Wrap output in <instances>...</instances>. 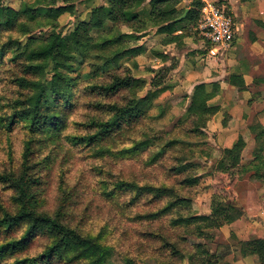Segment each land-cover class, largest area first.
I'll use <instances>...</instances> for the list:
<instances>
[{
	"label": "trees",
	"instance_id": "16d2710c",
	"mask_svg": "<svg viewBox=\"0 0 264 264\" xmlns=\"http://www.w3.org/2000/svg\"><path fill=\"white\" fill-rule=\"evenodd\" d=\"M59 1L60 5L58 0H18L16 8L0 5V136L9 137L15 130L24 136L18 167L0 172V187L9 193L7 206L0 200V264H115L113 249L106 245V227L91 231L72 223L77 193L63 180L64 176L54 208H46L43 177L56 160L55 150L65 143L93 160L108 155L134 158L152 150V165L170 150L188 145V137L203 140L207 124L219 112V107L210 102L219 94L220 85L196 84L189 97L172 100V104L185 100L188 104L178 124L182 133L171 138L155 130L154 123L165 115L157 100L170 90L163 82L175 67H164L147 82L132 74L137 69L135 62L132 68L120 65L122 59L140 54L135 43L150 28L155 29L161 46L180 47L185 39L196 35L202 0H192L187 7L182 6L183 0H106L104 5L91 7L66 35L59 31L32 36L40 29H57L59 18L75 15L76 3L86 0ZM147 2L148 12L140 15L139 10ZM186 9L185 18L173 22ZM122 28L128 33H120ZM98 31L102 33L94 37ZM151 53L167 61L164 54L155 50ZM84 65L92 76L103 78L89 82L73 78ZM225 82L238 92L246 91L242 75L231 74ZM11 87L12 94L4 97ZM84 96L93 100L84 103ZM81 103L88 113L81 120L72 119ZM222 126H226L225 121ZM247 129L254 142L251 160L242 164L246 144L241 137L221 151L214 165L208 215L183 212L190 205L183 195L185 187L112 178L101 167H94L98 194L127 211L142 200L162 203L155 211L128 219L153 222L168 218L173 230L184 232L178 242L160 236L170 256L186 259L188 264H219L221 258L216 252L189 236L208 238L205 229L215 231L240 218L237 207L225 199L240 175L249 174L250 179L264 185V126L255 120ZM45 151L48 154L41 157ZM225 159L229 160L227 164ZM180 166L172 171L178 174L188 167ZM183 183L191 187L197 180L190 177ZM37 242L41 250L31 254ZM178 243H183V248ZM234 247L242 258H264V239L237 240ZM126 264L133 263L128 260Z\"/></svg>",
	"mask_w": 264,
	"mask_h": 264
},
{
	"label": "rangeland",
	"instance_id": "374dc122",
	"mask_svg": "<svg viewBox=\"0 0 264 264\" xmlns=\"http://www.w3.org/2000/svg\"><path fill=\"white\" fill-rule=\"evenodd\" d=\"M26 1L32 2L33 0ZM105 1L86 0L78 2L75 7V15L65 14L61 16L58 20L57 29H40L32 36L43 37L59 31L66 35L72 31L78 20L86 17L91 7L104 5ZM231 3L232 5H228L227 2L211 1V4L219 7L233 18L236 27L239 28L240 23H242L239 18L244 15L239 5L244 4L245 0H238V3L237 0H231ZM60 4L58 0V5ZM0 5L16 8L19 2L18 0H0ZM257 8L264 11L258 6L255 7V10ZM148 10L147 5L143 6L139 10V14L145 15ZM252 19L257 25L262 23L254 18ZM246 27L247 25H245ZM119 32L125 34L128 33V30L122 28ZM101 33V31L94 32L93 36L97 37ZM156 36L155 29H148L145 35L135 43V46L141 45V48H143L140 54L135 58L122 59L120 65L132 68V64L135 62L137 69H133L132 74L144 78L147 82L158 74L165 65L172 64L175 67L166 75L163 82L164 86H172V88L163 93L157 100V104L163 107L165 115L161 120L154 123L155 130L167 133L171 138L182 133L181 126L178 124L188 104V100L177 104H172V100L183 96L189 97L196 84L211 80L215 78L217 72H223L229 68L235 72L236 70L243 71V63L248 68L251 65L257 66L258 72L255 74L254 79L264 78V60L260 59L257 48L248 47L241 51L237 46V41L233 40L229 46L216 48L212 52L214 47L210 46L207 39L200 32L185 39L180 47L175 45L166 47L159 44V38ZM234 49L236 51H233ZM153 50L159 53L170 51L172 56H177L176 58H180V61L173 60L164 65L160 59L151 53ZM72 77L80 82L103 78L102 75L92 76L85 65L81 66ZM12 92L13 88L11 87L9 91L3 93L4 97H9ZM249 97L250 103L258 101L256 94L252 92H250ZM236 99H238L237 95L233 99L234 103ZM91 100H93V97L84 96L82 102L86 103ZM236 109L238 111V108ZM86 113H88V110L86 111L81 103L72 119L81 120ZM254 117L253 114L251 120L255 121ZM223 121L227 123L230 121L226 112L219 117L212 118L209 125L207 124L203 140L188 137V145H179L177 149L170 150L152 165L149 164L152 150L142 152L134 158L108 155L93 160L64 143L60 149L55 150L56 160L43 177V186H46V208L49 210L54 208L57 188L60 179L64 176L63 180L69 186L74 187L77 193V196L73 198L72 223L91 231L106 227L108 232L106 245L113 249V263L126 264L129 260L133 264H185V262L188 264L186 259L174 258L163 248L160 236L171 242H178V238L184 236L183 231L173 230L169 226L168 218L153 222H136L128 219L129 216L135 214L155 211L162 203L155 204L142 200L130 208V211H127L115 203L105 201L98 194L96 187L98 175L93 168L101 167L104 173L111 174L112 178L133 179L139 183L152 185L166 184L181 189L185 187L182 189L183 195L189 198L190 205L183 212L185 214H209L210 199L213 194L214 165L220 158L224 147L231 143L228 142L229 138H227L228 133L226 131L223 137L219 139ZM239 129L236 127L231 131L233 138L239 135ZM241 131L248 138L244 127L241 128ZM23 140L24 136L20 130H15L9 137L0 136V172L18 165ZM191 150L194 151L193 154ZM47 154L48 151H45L41 157ZM182 158L187 159L178 164V161ZM249 159H251V153L247 150L242 157V164H247ZM179 165L188 167L184 171L175 174L172 170ZM190 177L196 178L197 184L191 187L185 186L184 180ZM8 199L9 193L0 187V200L6 206L8 205ZM225 199L234 204L241 214L240 218L231 224L233 227L229 225L215 231H207L210 234L208 238L197 239L190 235L189 239L194 242H203L213 253L216 252L221 258L219 264H255L250 258H242L234 246L237 240L264 239V185L250 179L249 174L240 175L239 180L234 184L232 191L227 194ZM154 235L157 236L154 237ZM182 244L178 243V246L183 248ZM40 250V244L37 242L30 253L36 254Z\"/></svg>",
	"mask_w": 264,
	"mask_h": 264
},
{
	"label": "crops",
	"instance_id": "0c3cea01",
	"mask_svg": "<svg viewBox=\"0 0 264 264\" xmlns=\"http://www.w3.org/2000/svg\"><path fill=\"white\" fill-rule=\"evenodd\" d=\"M191 1L192 0H183L182 6H184V7L189 6ZM211 1H220L223 3L227 2L228 5H232L231 0H202V2L204 3V6L207 4H211ZM146 5H147V7H149L148 2L145 3L144 6H146ZM211 5H213V4H211ZM256 6L260 7L258 2L256 4ZM215 7H217V6H215ZM255 11L257 14L262 12L259 8H257ZM253 18L257 21L262 22L258 18V16L253 17ZM234 26H235V30H236V35H235L234 40L237 41L240 34H237L238 27H236L235 23H234ZM156 37L159 38V36H156ZM168 46H171V45H168ZM168 46H166V47H168ZM136 47L140 48V50L143 49V48H141V45L136 46ZM255 48L258 49V54L260 56V59L264 60V44L259 45L258 47H255ZM162 54L167 56V61L163 62L164 65L167 62H171L173 60L180 61V58H176L177 56H172L170 51L169 52H162ZM165 67H168V66L165 65ZM243 68H244L243 71L236 70V72L232 71V69L229 68L223 72H217L216 76H214L215 78H212L211 80H206V81L200 82V83L216 82L220 85L219 94L217 95L216 98H214L210 102V104L219 107V112H218V114H216V116H214V118L219 117L222 113L224 114L226 112V115H228V119L230 121L228 123L226 122L225 127L222 126V128L220 130L221 133L219 135V139H221L223 137V134L225 133V131H226V133H228L227 134V136H228L227 138H229L228 142H231V143L227 147H224V149H225V148H230L232 146V144L235 142V140L239 136H241L242 139L244 140L245 144H246V148L244 149V151L242 153V157H243L244 153L247 152V150H249L251 153V151L253 150V146H254L253 138L247 129L248 124H250L251 121H253V119L251 120L252 115L254 114L255 120H257L261 125L264 126V89H262V88H264V78L254 79L255 74L258 72V68L255 65H251L248 68L247 65L243 63ZM231 74L242 75L244 82H245V85L247 87L246 91L238 92V90L236 88L230 86L229 84H227L225 82L226 76L227 75L229 76ZM169 87H170V89L172 88V86H169ZM250 92H252L254 94L256 93L258 95V101H254L250 105H248L247 103L250 100V97H249ZM236 95L238 96V99H236V101L234 103L233 99H234V97H236ZM243 101H244V103H243ZM236 108H238V111ZM239 112H240V115H239ZM208 125H209V123H208ZM236 127L240 128L238 130L239 135H236V137L233 138L231 135V131L234 130ZM243 127H244V130L247 132L248 138L241 131V128H243ZM250 160L251 159H249L248 161H250ZM203 215H208V214H203ZM230 227H233V225L232 226L230 225Z\"/></svg>",
	"mask_w": 264,
	"mask_h": 264
},
{
	"label": "built area",
	"instance_id": "2783aa9c",
	"mask_svg": "<svg viewBox=\"0 0 264 264\" xmlns=\"http://www.w3.org/2000/svg\"><path fill=\"white\" fill-rule=\"evenodd\" d=\"M198 30L207 39L210 46L214 47L212 51L219 47L229 46L236 35L232 18L225 11L211 4L202 8ZM213 36L216 37L215 40H213Z\"/></svg>",
	"mask_w": 264,
	"mask_h": 264
},
{
	"label": "clouds",
	"instance_id": "9594fccd",
	"mask_svg": "<svg viewBox=\"0 0 264 264\" xmlns=\"http://www.w3.org/2000/svg\"><path fill=\"white\" fill-rule=\"evenodd\" d=\"M257 2L259 3L261 9H264V0H245L244 4L239 5L241 11L244 12V15L239 18L240 21H242V23H240V26L237 29V34H240L239 38L237 39V46L238 48L241 49V51L248 47L255 48L258 47L259 45L264 44V11H262L259 14L256 13L255 7ZM257 16L262 21V23L259 25H257L252 19L253 17H257ZM245 25H247L246 28ZM215 39L216 37L213 36V40ZM233 51L236 50L234 49ZM228 162L229 160L225 159V163L227 164ZM49 215H52V213L49 212ZM208 230L209 229H205V231ZM250 259L253 261H257V264H264V258H258L256 256H253Z\"/></svg>",
	"mask_w": 264,
	"mask_h": 264
},
{
	"label": "water",
	"instance_id": "95a60500",
	"mask_svg": "<svg viewBox=\"0 0 264 264\" xmlns=\"http://www.w3.org/2000/svg\"><path fill=\"white\" fill-rule=\"evenodd\" d=\"M188 12V9L185 10L184 14L182 16H180L179 18L175 19L173 22H179L181 21L182 19L185 18L186 16V13Z\"/></svg>",
	"mask_w": 264,
	"mask_h": 264
}]
</instances>
